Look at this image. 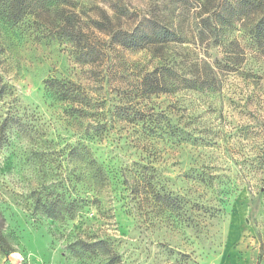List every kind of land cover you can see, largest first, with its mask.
I'll return each mask as SVG.
<instances>
[{"label":"rangeland","instance_id":"374dc122","mask_svg":"<svg viewBox=\"0 0 264 264\" xmlns=\"http://www.w3.org/2000/svg\"><path fill=\"white\" fill-rule=\"evenodd\" d=\"M73 1L67 8L74 20L105 46L109 36L93 26L105 14L124 29L146 16L180 17L186 42L163 50L161 59L214 93L182 85L153 99L180 107L173 114L191 121L192 145L138 143L133 125L116 115L131 101L139 73L158 59L113 47L84 66L71 45L0 21V77L10 88L0 97V264H264V56L240 38L244 61L228 66L220 46L195 38L197 3L181 11L176 0ZM115 4L130 18L115 17ZM51 78L89 94L95 117L85 127L100 120L121 132L112 142H88L105 169V189L86 185L81 163L69 155L82 128L48 89ZM57 199L78 202L72 218L42 213L38 201ZM99 240L115 260L83 250L82 243Z\"/></svg>","mask_w":264,"mask_h":264},{"label":"trees","instance_id":"16d2710c","mask_svg":"<svg viewBox=\"0 0 264 264\" xmlns=\"http://www.w3.org/2000/svg\"><path fill=\"white\" fill-rule=\"evenodd\" d=\"M74 3L73 0H0V21L15 30L34 28L45 37L49 36L71 45L74 50L73 58L84 66L102 61L106 50H111L113 47L135 53L152 54L158 62L150 69L139 73L137 87L134 88L132 95L130 94L131 101L128 105L125 104L126 107L119 108L116 121L133 125L131 134L138 143L162 140L192 145L191 121L184 122V115H180L179 118L176 116L180 113V107L171 105L164 108L154 104L153 100L158 96L176 94L178 86H181V89L182 85L184 88L200 91L201 94L211 90L210 86L204 88L197 79L177 76L170 64L164 63L161 59L163 50L171 45L186 42L183 19L156 14L137 20L136 25L131 29H124L114 24L113 18L105 14L103 20L93 21L94 30L110 38L109 44L105 46L101 45L99 40L96 41L97 43L92 42L80 22L78 24L74 20L75 13L67 8H75ZM190 3H197L201 9L200 14L195 19H191V24L194 23L197 28L195 38L202 43L210 40L214 47L220 46L228 66L237 67L236 62L244 61L245 49L241 45L240 38L247 40L253 49L264 56V0H176L175 4L181 5L182 11V8H186ZM114 8L115 17H119V20L130 18V11L124 5L115 4ZM156 9L159 7L157 6ZM46 85L57 99L68 104L69 115L81 124V141L76 147L71 148L69 155L81 163L83 181L94 188V191L105 189L108 185L105 169L98 164L88 142H112L114 135H119L121 132L114 131V128L100 123V120L97 126L91 124L84 126L95 115L91 113L93 108L91 98L82 86L57 78L48 79ZM213 91L212 89L211 95ZM9 93V86L4 85L0 77V97L4 98ZM95 120L97 119H93ZM10 124V120L6 119L2 123V128L6 129ZM199 182L205 183L203 179H199ZM77 203L73 201L65 204L61 199L45 203L38 201L42 213L53 220L72 218L74 216L72 207ZM82 246L85 252L100 253L112 260L118 256L104 240L91 244L84 242Z\"/></svg>","mask_w":264,"mask_h":264}]
</instances>
